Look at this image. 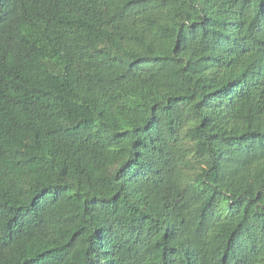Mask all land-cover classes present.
Segmentation results:
<instances>
[{
  "label": "trees",
  "instance_id": "16d2710c",
  "mask_svg": "<svg viewBox=\"0 0 264 264\" xmlns=\"http://www.w3.org/2000/svg\"><path fill=\"white\" fill-rule=\"evenodd\" d=\"M0 264H264V0H0Z\"/></svg>",
  "mask_w": 264,
  "mask_h": 264
}]
</instances>
